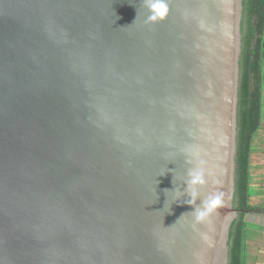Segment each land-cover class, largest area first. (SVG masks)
Here are the masks:
<instances>
[{"label":"water","instance_id":"water-1","mask_svg":"<svg viewBox=\"0 0 264 264\" xmlns=\"http://www.w3.org/2000/svg\"><path fill=\"white\" fill-rule=\"evenodd\" d=\"M243 1L0 0V264H228Z\"/></svg>","mask_w":264,"mask_h":264},{"label":"trees","instance_id":"trees-1","mask_svg":"<svg viewBox=\"0 0 264 264\" xmlns=\"http://www.w3.org/2000/svg\"><path fill=\"white\" fill-rule=\"evenodd\" d=\"M237 110V152L233 208L238 217L229 229L228 264H243L244 218L249 213H264L263 206L251 203L250 160L252 143L263 124L264 115V0H244L241 21Z\"/></svg>","mask_w":264,"mask_h":264},{"label":"crops","instance_id":"crops-1","mask_svg":"<svg viewBox=\"0 0 264 264\" xmlns=\"http://www.w3.org/2000/svg\"><path fill=\"white\" fill-rule=\"evenodd\" d=\"M250 187L253 192L251 203L264 207V115L263 124L252 143ZM244 221L247 227L243 264H264V213H249Z\"/></svg>","mask_w":264,"mask_h":264},{"label":"clouds","instance_id":"clouds-1","mask_svg":"<svg viewBox=\"0 0 264 264\" xmlns=\"http://www.w3.org/2000/svg\"><path fill=\"white\" fill-rule=\"evenodd\" d=\"M147 7L149 10L150 21L163 20L168 13V6L166 0H147ZM190 179L188 180L185 189L190 194V196L195 199L198 195L196 185L202 183L199 172L193 171L189 173ZM214 197H209L202 201L203 208H207L213 201ZM183 215V214H182Z\"/></svg>","mask_w":264,"mask_h":264},{"label":"rangeland","instance_id":"rangeland-1","mask_svg":"<svg viewBox=\"0 0 264 264\" xmlns=\"http://www.w3.org/2000/svg\"><path fill=\"white\" fill-rule=\"evenodd\" d=\"M256 136V135H255ZM251 189V193L253 194V192H252V188H250Z\"/></svg>","mask_w":264,"mask_h":264}]
</instances>
